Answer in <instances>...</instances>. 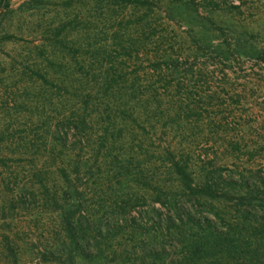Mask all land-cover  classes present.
Returning a JSON list of instances; mask_svg holds the SVG:
<instances>
[{
  "label": "trees",
  "instance_id": "trees-1",
  "mask_svg": "<svg viewBox=\"0 0 264 264\" xmlns=\"http://www.w3.org/2000/svg\"><path fill=\"white\" fill-rule=\"evenodd\" d=\"M11 1L0 41L29 38L31 86L24 104L12 94L25 130L0 133V264H264V186L210 168L179 125L201 115L216 66L172 0H64L82 9L50 17L45 0Z\"/></svg>",
  "mask_w": 264,
  "mask_h": 264
},
{
  "label": "rangeland",
  "instance_id": "rangeland-1",
  "mask_svg": "<svg viewBox=\"0 0 264 264\" xmlns=\"http://www.w3.org/2000/svg\"><path fill=\"white\" fill-rule=\"evenodd\" d=\"M23 1L12 0L11 6L18 8ZM48 1L45 0L40 9V14L45 17L55 13L70 14L82 9L78 2L66 6L63 5L64 0H50L51 4ZM182 2L185 0H172V23L183 31L190 43L203 41L206 45L203 50L207 56L205 58H208L211 68L216 66V69L214 74L204 77L206 83L198 89L202 95L201 115L185 116L183 119L188 124H178L188 129L185 133L187 137L196 138L199 152L207 156L210 168L216 166L226 178L246 180L249 184L263 188L264 0H196L195 7L190 10H186ZM9 18L2 22L0 29L3 26L9 29ZM20 36L16 40L0 41V133L5 134H17L19 129L25 130L22 123L29 118L28 106L18 108L12 97L13 93L22 92L21 88L31 86L29 83L27 86L28 79L23 77L24 72L30 74V61L26 57L30 43L24 40L29 38ZM28 90L24 89L20 94L22 104ZM197 120L198 125L195 123ZM17 122H21L22 126L17 125ZM6 163L11 164L9 161ZM245 192L244 187L236 188L232 196L240 197ZM253 196L264 199L261 193L254 192ZM223 202L225 204L222 207L227 214L234 213L233 202ZM153 205L164 210L158 202ZM153 205L150 203L144 208L151 211ZM139 213L138 209L132 215L138 217ZM227 214L226 219L229 218ZM130 231V228H124L120 240L115 243H125L124 246L129 248L135 240V235Z\"/></svg>",
  "mask_w": 264,
  "mask_h": 264
}]
</instances>
